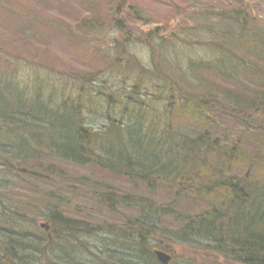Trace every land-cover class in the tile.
Instances as JSON below:
<instances>
[{
  "label": "trees",
  "instance_id": "trees-1",
  "mask_svg": "<svg viewBox=\"0 0 264 264\" xmlns=\"http://www.w3.org/2000/svg\"><path fill=\"white\" fill-rule=\"evenodd\" d=\"M113 2L76 30L132 44V23L148 20L137 7L116 18ZM206 13L221 26L198 25L193 58L190 37L169 41L159 27L141 57L119 39L99 45L109 65L90 74L41 62L46 76L20 77V61L0 49V264H83L73 233L103 239L97 264H160L154 249L176 245L223 264H264V27L234 10ZM107 73L111 84L98 85ZM86 111L103 127L94 131ZM39 218L55 236L39 233Z\"/></svg>",
  "mask_w": 264,
  "mask_h": 264
},
{
  "label": "rangeland",
  "instance_id": "rangeland-1",
  "mask_svg": "<svg viewBox=\"0 0 264 264\" xmlns=\"http://www.w3.org/2000/svg\"><path fill=\"white\" fill-rule=\"evenodd\" d=\"M6 8L0 11V49L9 50L15 55L16 62L20 61V77L35 78L37 76H46L45 71L41 74L37 72L38 65L42 62L49 67L59 70L58 74L79 70L84 74H90L95 69H104L109 64L103 62L95 55L99 45L111 46L118 39L126 45L128 40L115 35L112 32L102 34V44L96 42L100 38L101 31L88 33L85 30L77 31L76 27L80 20H84L92 13L108 14L106 8L108 2H113L114 6L122 5L120 15L116 18L123 20L128 17L130 9L137 7L145 14L148 24L138 23L134 20L132 23L133 35L129 49L138 57L142 56L145 51L143 42L146 40V33H153L156 27L160 28L165 38L172 39L171 36L179 34L182 39L190 37L191 42L188 47L184 45L187 58L197 57L202 54L201 44L202 36L199 34L198 25L208 26L210 22L221 26L220 20L211 14H202L209 10H234L236 13L249 15L255 18L259 28L264 27V0H5ZM202 14V15H201ZM28 15V17H27ZM201 15V16H200ZM111 16L106 15V19ZM212 16L214 18H212ZM199 20L198 24L194 23ZM20 21L22 25H20ZM251 21V20H250ZM82 23V22H81ZM131 23V22H130ZM110 22L107 28L110 29ZM81 25V24H80ZM28 27L27 32L31 33L32 29L38 33L39 41L32 39L30 35L26 36L22 33V27ZM193 28L198 30V35H193ZM128 31V29H125ZM152 31V32H151ZM2 35H5L2 38ZM201 36V37H200ZM128 37V33L124 34V38ZM177 41V40H176ZM157 42V41H156ZM160 42V41H159ZM93 48V49H92ZM89 49H92L89 52ZM29 60V61H28ZM27 61V62H26ZM84 69V71H83ZM71 74V73H70ZM71 79V78H70ZM108 73L98 80V85H109ZM89 116L86 122L94 131L103 127L105 119L98 113L86 111ZM104 179L110 177L109 174H102ZM98 179V177L96 176ZM108 180L114 183L117 189H126V182L122 179L110 177ZM41 223H46L44 219L38 220L36 223L39 233H51L55 236L51 227L47 232L41 228ZM42 232V233H41ZM69 237L71 247L78 246L81 248V254L77 255L78 260L83 264H97L94 254L98 253V248L104 245L102 238L91 237L83 233H73ZM103 244V245H102ZM102 245V246H101ZM96 246V247H95ZM159 249L160 248H155ZM154 249V250H155ZM176 262L172 264H188L189 260L194 261L193 264H223L221 260L216 262L210 254H202L199 250L183 249L181 246H175ZM41 255V254H40ZM98 255V254H97ZM99 256V255H98ZM99 258V257H98ZM188 260V261H187ZM35 263L49 264L47 258L38 256ZM52 264V263H51Z\"/></svg>",
  "mask_w": 264,
  "mask_h": 264
},
{
  "label": "bare ground",
  "instance_id": "bare-ground-1",
  "mask_svg": "<svg viewBox=\"0 0 264 264\" xmlns=\"http://www.w3.org/2000/svg\"><path fill=\"white\" fill-rule=\"evenodd\" d=\"M231 22V21H230ZM230 22H228V23H230ZM130 45H131V43H128L125 47H126V49H129V47H130ZM0 192H2V190H0ZM1 196V195H0ZM132 231V230H131ZM162 232V234H163V244H165V243H170V240H169V234H167V232L165 231H161ZM129 235H131V236H133L134 235V232H130L129 233ZM174 247L175 246H173V251H174V253H172V252H168V251H166L167 252V254L169 255V257H170V262L171 263H174V261L176 260L175 258H176V252H175V249H174ZM157 251H160L159 249H155V251H154V255L156 256V258H157V260H158V257H157V255H156V252ZM160 252H162V251H160ZM27 258H29V257H27ZM158 262H160V261H158ZM176 262V261H175ZM160 264H163L162 262H160Z\"/></svg>",
  "mask_w": 264,
  "mask_h": 264
},
{
  "label": "water",
  "instance_id": "water-1",
  "mask_svg": "<svg viewBox=\"0 0 264 264\" xmlns=\"http://www.w3.org/2000/svg\"><path fill=\"white\" fill-rule=\"evenodd\" d=\"M43 228L48 229V226L43 225ZM156 255L158 257V261L162 262L163 264H170V257L167 253L157 251Z\"/></svg>",
  "mask_w": 264,
  "mask_h": 264
}]
</instances>
